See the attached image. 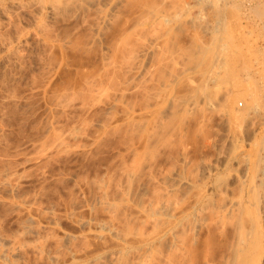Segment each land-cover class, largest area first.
<instances>
[{"label":"bare ground","instance_id":"1","mask_svg":"<svg viewBox=\"0 0 264 264\" xmlns=\"http://www.w3.org/2000/svg\"><path fill=\"white\" fill-rule=\"evenodd\" d=\"M0 1L20 7L31 3L52 14L50 17L67 14L66 18L69 15L79 22L72 27L75 34L63 39L60 46L84 56L85 61L76 68L75 83L63 84L50 94V115L35 161L42 158L39 161L44 163L55 155H97L107 143L115 144L107 155L103 152L107 160L99 170L88 176L70 175L81 200H72L76 197L71 190L72 201L63 217L79 230L61 231L52 251L46 243L55 235L48 230L59 218L48 207H32L39 197L34 192L29 197L20 188L27 174L22 166L31 156L18 148L6 157L0 153V204L26 211L13 220L16 228L11 236L0 235V264H19L17 256L26 248L44 256L48 264H264V166L258 169L251 163L241 172L248 152L242 153L234 139L231 145V138L234 147L228 157L218 152L221 158H228L223 167L215 163L221 160L219 156L212 159L214 163L203 153L191 156L198 141L201 146L209 145L206 128L210 114L217 113L221 122L232 127L230 133H235V124L258 107L254 90L250 100L244 105L240 102L243 109L237 108L238 101L234 105L236 98L248 92L244 79L252 77L251 66L245 64L251 59L244 61L246 55L240 43H235L241 35L232 37L234 31L229 32L233 25L227 19L231 16L227 13L229 0ZM203 5L213 8L212 17L205 12L214 18L212 26ZM258 5L248 8L258 13ZM194 8H198L196 15ZM199 14L208 18L201 16L209 25L203 20L205 26L198 25L203 30L196 26L202 23ZM181 29H187L188 35ZM180 30L188 36L187 42L179 41ZM3 40L1 49L10 50L14 39ZM60 112L66 117L63 121ZM254 141L251 143L259 145L256 150L262 153L257 151L254 162L264 164V131ZM19 155L20 164L15 160ZM228 160L234 165L231 161L228 165ZM78 240L85 249L70 250ZM58 250L65 251L63 259L59 260Z\"/></svg>","mask_w":264,"mask_h":264},{"label":"rangeland","instance_id":"2","mask_svg":"<svg viewBox=\"0 0 264 264\" xmlns=\"http://www.w3.org/2000/svg\"><path fill=\"white\" fill-rule=\"evenodd\" d=\"M0 2H1L0 3L1 4L0 5V22L2 24V25H0L1 26L0 27V31H1L0 32V36H1L0 41L5 39V37H6L5 40H7V38H8L7 42H10L14 39L11 42L12 45L10 47V50H8V51L1 49L2 46L0 45V50H2L0 52V58H1V60H0V98H2V96H3V98L1 99L2 101L0 100V114L2 113L5 115V116L2 114H1L2 116L0 115V119L2 118L0 121V123H1V125H0L1 126L0 127V153H2L3 156H5V155L7 156V155H9V152H10V154L11 153L13 154L14 152H12V151H15L14 149L18 148V149H21L22 151H26L27 156H31L30 161L25 162L24 163L25 165L22 166L23 168H25L27 174H26V179L24 181H22L20 188L22 190L25 189L27 196H29V197L32 196L33 192H34L33 195H37L39 197L40 200L38 199V201H36V203H35L36 205L34 204L32 207L35 206V209H36V207H38V208L39 207L40 208L48 207V208L54 210V211H52V210H50V211L52 213L54 212L53 214L56 215L57 218H59V219H57L56 224L52 225L51 230H48L49 232L52 231L51 232L52 235L49 233L52 237L55 235V237L48 239L49 240V242H47L48 244L46 243L47 246L48 245L50 246V244H51V247L50 248L48 247V248H49V250L52 251V248L56 247V245L54 243L56 240V236H60L61 231L78 232V230H79L76 225H73L71 222H69L68 220H66L63 217L64 216L63 210L64 209L66 210V208L68 209L72 200H78L80 198L79 196H81V193L77 196V192L79 193V191H77L76 187L72 184V180H70V175L72 173H83V175L88 176V175H91L96 170H99V168L103 164H105V162L107 160L106 159L107 158L106 153L110 152L111 148L115 144L113 141H111L110 143H107L106 147L104 146L102 148L103 149V150H101L102 152H97L96 153L97 155L92 154L93 156L92 155H90V156L87 155V157H85V156L84 157H82V156H76V157L71 156V157H67V158L66 157L63 158L62 156L61 157L59 156L60 157V159H59V157H57L55 155L56 157L53 156V157H50V159L47 158V159H49L48 160L49 162H47V159L44 157H43L44 161L46 159V162H44V163H42V161H39L40 158L38 159V161H35V157L38 158L36 156L37 149L39 147L38 141L41 138V133H42L44 123L46 121V117L48 115H50V112L48 110V106L50 104L49 99H50V96H52L50 94H53V92H55V90L56 91L59 90L61 85L63 86V84L75 83L78 80V79H76L77 75L75 74L76 68L80 65V63H83L85 61L84 56H81V55L71 51L69 48L63 49L60 46V43L63 39L67 38L68 36L72 37L75 34V32L73 31L74 28L72 29V27H74V26L76 27V24H79V22L75 21L74 18L71 16H70L71 18H69V15L66 18L67 14H65V16H64V14H63V16H62V14H59L61 16L57 15L58 17L55 16V18L50 17V15L52 16V14H49V13L47 14V12H45V11L38 10L39 9V8H37L38 6L36 7L31 3L30 4L29 3L22 4L24 6L20 7L19 4H17V3L15 4V3L9 2V4H8V2L7 3H5V2L2 3V1H0ZM195 2H196V0H192L191 3H195ZM2 4H3V7H2ZM253 4L254 5L259 4L258 9L261 11H259L258 13L257 12L254 13L255 11L253 12V9L250 11L249 8H251V7L253 8V6H254ZM6 5H11V6L10 7L7 6V9H6ZM207 6L203 5V7L206 9V11H205L203 8V10H204L203 13L206 14V13H208L207 11H209L210 13H208V14H211L213 11L212 10L213 8L212 7L208 8ZM231 6H233V7H231ZM1 8H3V11H1L2 10ZM228 8H227V11H229V10L230 11L227 13H229V15H231V16H228L227 19H230L229 20V22H231L230 24H233V25H230V27H232V29L229 27V32H230V30H232V32L234 31L233 32L234 36L232 35V37H235L236 35L239 37L241 35L239 37L240 39L238 41H236L238 37H236V39L235 38L234 39L232 38V39L234 40V42L236 41L235 43H237V44L240 43L238 45H240L239 47H241V49H243V50L240 49L241 52L243 51L246 56L248 55L249 59L246 56H244V54L242 52V54L244 56V61L251 59L247 63H245V62L244 63L247 65L249 64V66H251L252 69L249 67L250 68L249 70L251 73L250 76L252 78H256L255 80L253 79V81H255V82L252 83L251 82L252 78L250 77L251 80L249 81V78H245V72L244 73H243V71L241 72L240 77H242V75H243V77L245 78L244 79L242 77L245 80L244 84L246 82H248V83L251 82V83L249 85H247L248 83L245 85V86H249V87H246L248 92L245 94V96H244V94L242 95V97L244 96V98H242L241 96L239 97V100L236 98V100H234V105H235V101L236 102L238 101L236 103L237 108L239 109V106H240V108H242L244 103H246V101L250 100V94L253 92L252 90H254V92H253L254 95L257 93V95L259 96V97L257 96L258 107H257V110H255V112L252 110H249L247 115H246V118H245L246 121H245V119L243 122H242V120H240L241 123L235 124L236 125L235 129H234L235 126L233 125V129L236 130L235 131L236 134L230 133V131L232 132V127L230 129V127L228 128V126L226 124H224L223 121L221 122L219 119V115L217 113H214V114L212 113L213 116H212V114H210L209 118H211V119L208 120L209 122L207 124H209V125H207L208 128H206V130L209 129L208 132L206 131L208 133L207 136L210 139L209 145L201 146L200 141H198L199 143L195 142L196 144H199L200 146L195 145L196 147H195V149H193L191 156L193 158H196V157L200 156L201 153H203L206 155L207 158L209 157V159H211V160H208L205 157L208 161H211V162H213L212 159L214 160V159L218 158L217 156H219V159H221V160L217 161V159H216L215 163L218 164V162H219L220 165L222 164V166L218 165V167H223V164H225L226 159H228L227 158L228 153L230 154V152H231L230 149H233V147H234V146H230V143H231V145H233L234 140H235L236 142L234 143V145L237 147L239 145L238 148H240L239 150H241V149L243 150V152L241 151L242 153H244V151L248 152L247 160L245 159V157L242 158V160L245 159L244 161H242V163L240 165V167H243L242 170L239 167L241 172H242L243 169L246 168L245 166H247V165L251 166L252 165L251 163H254V165H256L258 169L262 168L264 166V164H261L260 161L258 163L256 161H255L256 163L254 162V159L255 160L258 159L256 153H258L259 150H256V149H258V147H260V146L259 145L256 146L255 143H254L255 145L251 143L260 136L261 131L262 132L264 131V98H263L264 97V88H263L264 87V0H229ZM197 9L194 8L193 15L198 14ZM232 10L235 12H233ZM39 11H40V14L38 13ZM45 14H46L45 18H42L43 15H45ZM204 14H202V15L199 14L200 15L199 21L202 19L201 16L206 18L207 14L205 16H204ZM212 14H214V13H212ZM212 14L209 16L212 17ZM41 15H42V17H40ZM209 16L207 15V17L209 19L208 18H206V19L209 20L208 24H210V26H212L213 24L211 22H214L215 20H214V18L211 20V17H209ZM236 16L238 18H236ZM41 19H43V21ZM206 19H202L201 20L202 23H197V25H196L197 29L203 30V28H199V27L202 26L201 24H203V20H204V23L207 21ZM231 19H232V21H231ZM238 20H240V21H238ZM208 24L205 23V25H208ZM12 25H13V27H12ZM41 25H43L45 27L42 26L41 28H38V26L40 27ZM198 25H201V26H198ZM205 25H203V26H205ZM187 27H189V26H187ZM191 28H193V27L188 28V30L190 31ZM184 29H181V30L184 32L185 31ZM194 29H195V27H194ZM79 30L81 33H82V31H85L83 29H79ZM181 30L179 31V33L181 32ZM202 30H198V31H202ZM78 31H77V33H78ZM186 31H187V29H186ZM186 31H185V33H186ZM183 32H181V35L178 36V38L181 37L179 39L182 40V41L181 40H179V41L180 42H187L188 36L186 37V34L188 35V33L182 35ZM202 32H204V31H202ZM232 32H231V34H232ZM85 33L87 34V32H84L82 34L85 35ZM206 33H204V35L207 38ZM18 34H20V35H18ZM16 35H18L19 37ZM245 35L247 36V38ZM15 36L18 37L17 38L18 40H15V38H16ZM208 36H209V34H208ZM242 38H244V39H242ZM5 40H3V41H5ZM247 45H249V47ZM12 50H13V52H12ZM6 52H9V53H6ZM245 52H247V53H245ZM249 53L251 54V56ZM253 53H254V55H252ZM2 54H3V56H2ZM13 54H14V56H11ZM6 55L7 56L9 55V57H7ZM12 58L14 60H12ZM253 60H255L256 62ZM251 61H253V62H251ZM260 61L261 62L263 61V62L261 63ZM3 62H4V64H3ZM249 62H251L252 64ZM245 64H244V66H245ZM252 70L253 71L255 70V72H252ZM256 72H258V75ZM252 73H254L255 75H253ZM223 85L228 87L229 84H223ZM223 85H222V87H223ZM251 86H252V88L250 89ZM254 87H255L256 91H255V89H253ZM221 89L224 90L225 87L221 88ZM248 89H250L251 92H249L250 90H248ZM7 95H9L11 97V99ZM240 98H242V100H244V101L240 100ZM258 98H260V99H258ZM6 99H7V101H6ZM240 102H243V105H241ZM59 114H61V115H58V116H60L59 119L60 118H61V120L62 119L64 120V118L66 119V117L63 116L64 113L60 112ZM3 117H5V119ZM3 121L4 122L7 121V122L4 123ZM259 131H260V134H259ZM234 134H235V136H234ZM231 136H233V137H231ZM236 136L239 139H237ZM230 138L232 140L233 139L234 140L231 141ZM31 142L34 143V146L32 148L30 147ZM258 144H260V143H258ZM251 145L252 146L254 145V147H252ZM24 148H25V150H24ZM227 148H229V150ZM174 149L175 148H173V150ZM226 149L228 151H226ZM1 150L2 151L4 150V151L2 152ZM5 152H7V153H5ZM103 152H105L106 155ZM171 152H172V150H171ZM218 152L221 154H222V152H223V154L227 153V155H226L227 157L225 158V155H224L225 159L223 157H222L223 158L222 159L221 154H219ZM174 153H175V150H174ZM217 153H218V155H216V157H215V154H217ZM223 154H222V156H223ZM259 154H262L261 150H260ZM2 155H0L1 158H3ZM103 155H105L106 158ZM172 155H174V154H172ZM54 157L57 158L58 160H56ZM261 158H263L262 159L263 161H261V162L264 163V156H262ZM10 159H12V158L10 157ZM15 160H16V162L20 161L19 164L21 163V161H23L22 156H20V155L17 156L15 158ZM40 160H43V159L41 158ZM248 160H251V161H248ZM222 161H223V163H222ZM228 161L229 162L227 164L229 165L232 161L231 160H228ZM245 161H248L250 163H248V162L245 163ZM234 163L232 162L231 164L234 165ZM214 165H216V164H214ZM20 166H18V167L21 169L22 167H20ZM235 166H236V164H235ZM235 166H233V167L235 168ZM258 173H259V171L257 170L256 174L258 176H260ZM80 175H82V174H80ZM82 185H81V187H82ZM83 187H85V186L83 185ZM71 190L75 193L74 195H75L76 199L73 198L71 200V197L69 195ZM29 193L31 196L29 195ZM80 200H78V201H80ZM4 205L5 206H3V204H0V233H1L0 235L6 234L8 236L10 234V236H11L12 235L11 232H13L14 231L13 229L16 228V224L13 222V220H16L15 219L16 217L20 218V215L22 217V214L25 210L22 211L23 209H21V211H20V209H19V210L13 211L15 208L13 209V207H11V206L7 207L6 203ZM32 209H34V208H32ZM47 210H49V209H47ZM31 211H33V210H31ZM83 212L86 215L87 212L84 210H83ZM25 213H26V211H25ZM32 213L35 214V211ZM94 214L99 215V212L98 213L96 212ZM94 214H92V215L94 216ZM23 215H25V214H23ZM87 215H88V213H87ZM13 235H15V233ZM29 238L32 239L31 236ZM74 243H73L74 245H72L70 250L73 249V251L78 252L81 250L83 251V249H85V247H86V245L83 244V241L80 242V240H78V242L75 241ZM54 245H55V247H54ZM26 249L27 250L22 252L23 254L20 252V254H19L20 256L19 255L17 256V260L19 259L17 262L19 264H48L47 263L48 261L47 262L45 261L47 259L44 258V256L38 257V254L34 255L35 252L33 253V251L31 249H29V248H26ZM28 249L31 250L32 252L29 251ZM58 251H57V253H58L57 256L59 257V260H60L62 258V256L64 258V256H65L64 254H66V253H64L65 252L64 250H60L59 252ZM81 252H79V253H81Z\"/></svg>","mask_w":264,"mask_h":264}]
</instances>
